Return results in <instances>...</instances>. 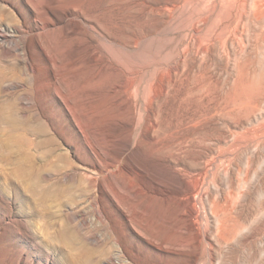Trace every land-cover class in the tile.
Instances as JSON below:
<instances>
[{"label":"rangeland","instance_id":"obj_1","mask_svg":"<svg viewBox=\"0 0 264 264\" xmlns=\"http://www.w3.org/2000/svg\"><path fill=\"white\" fill-rule=\"evenodd\" d=\"M0 106V264H264V0H0Z\"/></svg>","mask_w":264,"mask_h":264},{"label":"bare ground","instance_id":"obj_2","mask_svg":"<svg viewBox=\"0 0 264 264\" xmlns=\"http://www.w3.org/2000/svg\"><path fill=\"white\" fill-rule=\"evenodd\" d=\"M4 108L0 106V120L3 121L2 117V111ZM4 114V112H3ZM21 145L23 150L25 148L31 146L32 142L24 137L21 141ZM52 142V139H47L45 141L40 142V146H44L46 144H49ZM5 145V144H4ZM224 157L228 158L230 161H232L233 158H235L234 150L230 149L228 151H225ZM233 157V158H232ZM249 164L247 165L245 171L243 172L244 176V182H247L248 174H249ZM216 169H218L217 166H215ZM226 171H228L226 169ZM219 172V170H217ZM216 172V173H217ZM255 172V171H254ZM19 175V174H18ZM198 175L201 177V181L195 180V182L191 183L190 178H192L193 174H190V177L186 180L189 185H187L183 190H180L181 198H186L188 202V205L185 209V220H189L192 224V230L198 235V238L200 240L207 239L209 241V237L207 232L202 231V226L204 225V222L207 221L206 214H201L200 211L197 209V203H200L202 205L207 204L211 214L217 219V229H218V235L221 234V231L224 230V218L231 214L232 210L234 209V199L232 197L231 192H226L224 195V202H220L217 198V194L211 195L209 193L211 184L213 183L212 177L210 175H213V171L207 169L206 167L203 169H200L198 172ZM229 179V184H231L232 180ZM213 189H218L214 187ZM228 218V217H227ZM238 229H236L237 231Z\"/></svg>","mask_w":264,"mask_h":264}]
</instances>
